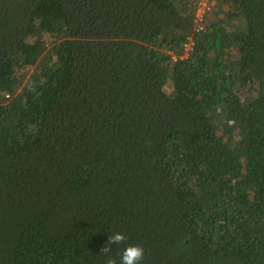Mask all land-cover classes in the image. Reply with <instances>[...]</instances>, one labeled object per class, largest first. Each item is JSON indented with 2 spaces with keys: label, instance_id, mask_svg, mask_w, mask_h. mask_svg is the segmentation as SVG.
<instances>
[{
  "label": "trees",
  "instance_id": "trees-1",
  "mask_svg": "<svg viewBox=\"0 0 264 264\" xmlns=\"http://www.w3.org/2000/svg\"><path fill=\"white\" fill-rule=\"evenodd\" d=\"M199 2L0 0V264H264V0Z\"/></svg>",
  "mask_w": 264,
  "mask_h": 264
},
{
  "label": "clouds",
  "instance_id": "clouds-1",
  "mask_svg": "<svg viewBox=\"0 0 264 264\" xmlns=\"http://www.w3.org/2000/svg\"><path fill=\"white\" fill-rule=\"evenodd\" d=\"M193 26H194V22H193ZM203 28H204V25H203ZM193 32H196L195 26L193 28ZM196 33H198V32H196ZM190 38L191 37H188V41L186 43H192L191 47H193V42ZM191 51L188 52V55L190 54ZM186 57L184 56L183 52L181 53L180 56H177V55H174L171 53V59L173 61H176L178 59L181 60V59H184ZM173 58H175V59H173ZM126 240H127V237L123 233H113L112 235L108 236L107 246L102 248L101 253H104V254L109 253L111 251V247H110L111 245L119 246L121 244H124L126 242ZM118 255H119V262L117 261V259L115 257L109 256L106 259L105 264H141V261L144 258V248L142 246H139V245H127L122 250V252H120Z\"/></svg>",
  "mask_w": 264,
  "mask_h": 264
},
{
  "label": "built area",
  "instance_id": "built-area-1",
  "mask_svg": "<svg viewBox=\"0 0 264 264\" xmlns=\"http://www.w3.org/2000/svg\"><path fill=\"white\" fill-rule=\"evenodd\" d=\"M212 6H213L212 2H209L208 0H200L198 7L195 11L194 20H193L196 32L203 30L205 15L211 11ZM191 45L192 43H185L183 45V53L185 57L188 55V52L192 50Z\"/></svg>",
  "mask_w": 264,
  "mask_h": 264
},
{
  "label": "rangeland",
  "instance_id": "rangeland-1",
  "mask_svg": "<svg viewBox=\"0 0 264 264\" xmlns=\"http://www.w3.org/2000/svg\"><path fill=\"white\" fill-rule=\"evenodd\" d=\"M209 2H212V0H208ZM213 3V2H212ZM214 5V4H213Z\"/></svg>",
  "mask_w": 264,
  "mask_h": 264
}]
</instances>
